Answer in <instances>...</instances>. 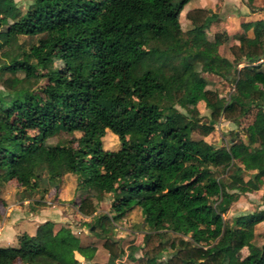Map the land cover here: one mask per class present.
I'll return each mask as SVG.
<instances>
[{"label":"trees","instance_id":"16d2710c","mask_svg":"<svg viewBox=\"0 0 264 264\" xmlns=\"http://www.w3.org/2000/svg\"><path fill=\"white\" fill-rule=\"evenodd\" d=\"M195 1L30 0L22 10L0 0V73L19 69L28 80H46L40 93L12 88L11 79L0 89V174L33 192L43 182L58 190L74 173L77 211L100 214L86 225L102 240L106 264L125 255L113 232L133 205L157 227L130 247L136 264H160L163 256V264H264V243L254 242L264 209L226 215L250 191L244 170L225 145L194 137L212 134L221 118L233 121L230 134L256 160L250 181L264 177V94L255 88L264 90V20L241 24L228 59L219 53L227 33L207 35L219 15L191 7ZM217 83L232 90L223 94ZM107 130L117 150L103 149ZM105 196L107 210L99 212ZM96 251L46 220L18 235L17 246L0 247V264H94Z\"/></svg>","mask_w":264,"mask_h":264},{"label":"rangeland","instance_id":"374dc122","mask_svg":"<svg viewBox=\"0 0 264 264\" xmlns=\"http://www.w3.org/2000/svg\"><path fill=\"white\" fill-rule=\"evenodd\" d=\"M14 1L22 10H25L30 3V0ZM190 6L205 7L219 15L220 21L210 28L207 35L209 38H212L215 32L225 31L227 33L228 39L219 47V53L228 59L232 58L229 46L236 43L237 37L243 34L241 24L245 21H254L256 19L264 20V0H196L191 3ZM181 23L182 30L185 31L189 28V23L184 19V13L182 14ZM169 28L175 36L179 35V29L172 25H169ZM258 63H262V60ZM56 65L61 66L62 64L58 61ZM242 65H244V63L239 64V67ZM8 79L13 81L12 88H25L38 93H40V90L46 83L44 79L39 81L28 80L24 78L22 72L17 69L13 72L3 71L0 73V89L5 86ZM216 87L223 94L232 90V86L228 83H217ZM255 88L261 90L264 94V90L260 85H256ZM194 104L202 115L207 113L203 102L196 101ZM252 118L253 116L250 115L246 120L241 121L239 123L240 127L247 125ZM237 126L233 121L221 118L219 123L215 125V131L209 136L203 138L194 135L197 139L201 138L207 142L225 145L233 161L244 170V181L247 185L251 186L249 192L240 196L239 199L231 205L226 215H237L239 213L264 209V177L256 180L255 184L250 181V179L254 180L256 175V160L245 143L243 141L236 143L235 136L230 134V131H236ZM76 135H79V133H76ZM238 137L242 140L244 135L238 132ZM101 141L104 150L113 151L117 150L120 146L117 136L109 130L106 131ZM42 151L48 156L53 155L52 151ZM252 173H255L254 177H251ZM75 183V174L68 172L62 177L58 190H54L46 182H43L40 189L27 192L23 190V187L15 180L4 174H0V222L7 217L18 224H22V222L26 221L24 228L20 229L18 233L19 235L32 234L35 230V224H33L35 220L32 216L38 214L39 217L37 221L42 220V218L51 220L54 222L55 229H58L62 225L68 226L69 230H71L74 235H77L82 245L94 243L97 246V251L92 259L93 263L106 264L108 252L103 247L102 240L94 238L86 225L87 223L93 224L100 214L97 213L92 217H83L77 211L73 202L76 199L74 194ZM106 197L107 196L100 201L99 212L107 210ZM36 201H38V203H36ZM7 203H12L11 207L8 206ZM156 228V225L150 223L143 217L140 208L133 205L128 216L116 223V228L113 232L115 239H119L122 247L125 249V255L117 261V264H136V262L129 260L127 256L130 247L139 245L142 241L143 234L151 230H156ZM254 232V242L258 245L264 243V220L255 225ZM227 238L228 235L224 234L215 241V244L217 246L223 245L226 243ZM15 246H17V237L12 242L0 241V247ZM75 254L77 255V253ZM140 254V250H135L133 252L134 257H139ZM241 254L243 256L246 255L247 249L243 248ZM83 260L81 261L83 262ZM163 261L164 256L160 264H163Z\"/></svg>","mask_w":264,"mask_h":264},{"label":"crops","instance_id":"0c3cea01","mask_svg":"<svg viewBox=\"0 0 264 264\" xmlns=\"http://www.w3.org/2000/svg\"><path fill=\"white\" fill-rule=\"evenodd\" d=\"M8 204V206H10L11 207V205H12V203H7ZM8 208V207H7ZM32 217H34V223L33 224H35L34 225V227H35V230H36V228L41 224V223H43L45 220H47V219H45V218H42V220H40V221H37V218L39 217V215L37 214V215H34V216H32ZM27 219H31V218H27ZM26 222V221H25ZM25 222H22V224H18L17 222H15V221H13L12 219H10L9 217H7V218H4V219H2V222H0V241H6V242H12V241H14L15 240V238L19 235V233H18V231L20 230V229H23L24 228V225L26 224ZM18 224V225H17ZM34 230V231H35ZM70 232H71V234L73 235V236H76L77 237V235H74L73 233H72V231L70 230ZM34 233V232H33ZM32 233V234H33ZM31 233H29V235H32ZM80 257V258H78V257ZM75 257L80 261V262H82L81 260H83V257H81V255L80 254H78L77 253V255L75 254ZM17 264H19V263H17Z\"/></svg>","mask_w":264,"mask_h":264},{"label":"water","instance_id":"95a60500","mask_svg":"<svg viewBox=\"0 0 264 264\" xmlns=\"http://www.w3.org/2000/svg\"><path fill=\"white\" fill-rule=\"evenodd\" d=\"M254 175H255V173H252V174H251V177H254Z\"/></svg>","mask_w":264,"mask_h":264}]
</instances>
